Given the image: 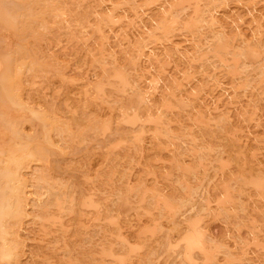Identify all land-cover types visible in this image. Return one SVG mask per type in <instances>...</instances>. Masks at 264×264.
Instances as JSON below:
<instances>
[{"label":"rangeland","instance_id":"374dc122","mask_svg":"<svg viewBox=\"0 0 264 264\" xmlns=\"http://www.w3.org/2000/svg\"><path fill=\"white\" fill-rule=\"evenodd\" d=\"M0 42V264H264V0H0Z\"/></svg>","mask_w":264,"mask_h":264},{"label":"bare ground","instance_id":"6f19581e","mask_svg":"<svg viewBox=\"0 0 264 264\" xmlns=\"http://www.w3.org/2000/svg\"><path fill=\"white\" fill-rule=\"evenodd\" d=\"M65 1V0H64ZM69 2V1H68ZM147 2H149V1H147ZM4 3V2H3ZM7 3V5L9 4L8 2H6ZM67 3V2H66ZM136 3V2H135ZM5 4V3H4ZM18 4V3H17ZM16 4V5H17ZM77 4V3H76ZM121 4V3H120ZM3 7H4V5H3ZM26 7V6H25ZM41 7V6H40ZM12 9V8H11ZM10 9V10H11ZM14 9H16V8H14ZM20 9V8H19ZM18 9V10H19ZM41 9H42V7H41ZM8 10V9H7ZM21 10V9H20ZM44 10V9H43ZM12 11V10H11ZM15 11V10H14ZM71 11V10H70ZM10 13V12H9ZM8 13V14H9ZM15 13V12H14ZM22 13H24V12H22ZM103 13V12H102ZM129 13V12H128ZM131 13V12H130ZM106 14V13H105ZM23 16V15H22ZM102 17V16H101ZM105 17V16H104ZM103 18V17H102ZM101 18V19H102ZM176 18V17H175ZM114 19V18H113ZM104 22H106L105 20H103ZM102 21V22H103ZM20 22V21H19ZM40 22V21H39ZM57 22V21H56ZM61 22V21H60ZM48 23V22H47ZM59 23V22H58ZM101 23V22H100ZM23 24V23H22ZM106 24V23H105ZM24 25H25V23H24ZM100 25V24H99ZM102 25H104V24H102ZM26 26V25H25ZM19 27V26H18ZM106 27V26H105ZM43 29V28H42ZM2 31H3V29H1ZM44 30V29H43ZM25 34V33H24ZM41 35V34H40ZM1 36H2V34H1ZM19 36V35H18ZM7 37V36H6ZM41 37V36H40ZM6 39V38H5ZM29 39H31V37L29 38ZM12 40V39H11ZM9 41V40H8ZM32 42H33V40H31ZM1 43V42H0ZM12 43V42H11ZM14 43V42H13ZM12 43V44H13ZM35 43V42H34ZM8 45H9V43H7ZM28 44V43H27ZM32 44V43H31ZM42 44V43H41ZM4 45V44H3ZM7 45V46H8ZM22 45V44H21ZM29 45V44H28ZM10 46V45H9ZM8 46V47H9ZM15 46V45H14ZM17 46H18V43H17ZM37 46V45H36ZM39 46V45H38ZM41 46V45H40ZM2 47V46H1ZM0 47V48H1ZM11 47H13V46H11ZM27 47V46H26ZM25 47V48H26ZM29 47V46H28ZM42 47V46H41ZM14 48V47H13ZM16 48V47H15ZM31 48V47H30ZM10 49V48H9ZM29 49V48H28ZM13 49H11V51H12ZM23 50V49H22ZM41 50V49H40ZM44 50V49H43ZM138 50V49H137ZM6 51H7V49H6ZM6 51H5V53H6ZM45 51V50H44ZM35 51L33 50V53H34ZM42 53H43V51H41ZM25 53V52H24ZM33 53H31V54H33ZM38 53H40V52H38ZM10 54V53H9ZM37 54V53H36ZM35 54V55H36ZM45 54V53H44ZM15 55H16V53H15ZM24 55V54H23ZM26 55V54H25ZM29 55V53H27V56ZM34 55V56H35ZM46 55V54H45ZM17 56H19L18 54H17ZM40 56V55H39ZM38 56V57H39ZM46 56H48V55H46ZM99 56H100V54H99ZM16 57V56H15ZM29 57V56H28ZM42 57V56H41ZM14 58V57H13ZM21 58V57H20ZM27 58V57H26ZM26 58H24V61L25 62H30V61H27V59ZM37 58V57H36ZM42 58H44V56L42 57ZM101 58V57H100ZM15 60H16V58H15ZM39 60H41V59H39ZM3 61V60H2ZM1 61V62H2ZM19 61V60H18ZM21 61V60H20ZM34 61V60H33ZM36 61H38V59L36 60ZM42 61V60H41ZM46 61V60H45ZM48 61V60H47ZM22 62V61H21ZM31 62H32V60H31ZM43 62V61H42ZM49 62V61H48ZM16 63H18V62H16ZM3 64V63H2ZM16 65V64H15ZM42 65V64H41ZM44 66V65H43ZM15 67V66H14ZM45 67V66H44ZM46 68V67H45ZM41 69V68H40ZM43 69V68H42ZM49 69H53V68H49ZM8 71H9V69H8ZM46 71V70H45ZM48 71V70H47ZM56 71V70H55ZM15 72V71H14ZM13 73V72H12ZM42 73V72H41ZM40 74V73H39ZM52 74V73H51ZM54 74V73H53ZM52 74V75H53ZM25 75V74H24ZM63 75V74H62ZM61 75V76H62ZM30 77H31V75H29ZM59 76H60V74H59ZM26 77H28V76H26ZM34 77V76H33ZM38 77V79H39V76H37ZM48 77V76H47ZM50 77V76H49ZM52 77V76H51ZM55 77H58V75L56 76L55 75ZM22 78H24V77H22ZM34 78H36V77H34ZM42 78L43 77H41V81H42ZM65 78V77H64ZM12 80V79H11ZM35 80V79H34ZM33 80V81H34ZM44 80V79H43ZM65 80V79H64ZM13 81H15V79H13ZM24 81V80H23ZM29 81V80H28ZM36 81V80H35ZM45 81H46V77H45ZM14 83V82H13ZM37 84L39 83V81L38 82H36ZM30 84V83H29ZM35 84V83H34ZM36 84V85H37ZM30 85H32V84H30ZM23 86V85H22ZM15 89V88H14ZM22 89V88H21ZM9 90H10V88H9ZM22 91V90H21ZM16 93V92H15ZM18 93V92H17ZM22 93V92H21ZM25 94V93H24ZM23 97H24V95H23ZM29 97V96H28ZM27 97V99H29ZM2 98V97H1ZM14 98V97H13ZM25 98V97H24ZM10 100H11V98H10ZM7 101V100H6ZM6 101H4V102H6ZM3 102V101H2ZM3 102V103H4ZM25 103V102H24ZM6 105H8L7 103H5ZM28 104V103H27ZM29 105V104H28ZM6 109H7V107H5ZM9 108V107H8ZM29 108V107H28ZM38 109V108H37ZM7 110H10V108L9 109H7ZM31 110V109H30ZM32 110H33V108H32ZM25 111V110H24ZM23 111V113H25ZM34 111V110H33ZM39 111V110H38ZM37 111V112H38ZM9 112V111H8ZM12 113V112H11ZM19 113V112H18ZM9 114H10V112H9ZM27 114V113H26ZM16 115V113H14V115L12 114L11 116H15ZM19 115H20V113H19ZM18 115V116H19ZM21 115H22V113H21ZM18 119L20 120V118L18 117ZM3 120V119H2ZM2 120H1V122H2ZM4 122V121H3ZM18 124H21V123H18ZM23 124V123H22ZM5 125V124H4ZM15 124H13V126H14ZM24 125V124H23ZM12 126V127H13ZM15 127V126H14ZM5 128V127H4ZM10 128H11V126H10ZM20 129V128H19ZM12 130V129H11ZM10 130V131H11ZM15 130V129H14ZM21 130V129H20ZM13 131V130H12ZM23 131H24V128H23ZM8 132V131H7ZM16 133H17V129H16ZM22 133V132H21ZM24 133V132H23ZM24 137V136H23ZM17 138V137H16ZM15 138V139H16ZM14 139V138H13ZM7 140H9V138L7 139ZM12 144V143H11ZM5 145V144H4ZM3 145V146H4ZM15 145H16V143H15ZM18 145V144H17ZM7 147V146H6ZM6 149V148H5ZM16 149V148H15ZM3 152H5V151H3ZM7 154H8V152H7ZM27 154V153H26ZM22 156V155H21ZM24 156H25V154H24ZM28 156V155H27ZM0 157H2V156H0ZM11 158H13V157H11ZM11 158H9V160H5L4 162L7 164L10 160H12ZM21 158V157H20ZM23 158V157H22ZM2 160H3V158H2ZM22 161V160H21ZM21 161H19V163L17 162V164H14L15 166H14V168H12L13 169V171L12 170H8L7 169V171H2V170H4V168H2V170L0 171V195L1 194H3V192L5 191V190H7V189H9V191H10V194H11V198H9L10 200H11V203H9V205H10V207H11V209H14L15 208V210H16V212L18 213V216L20 217V218H22L21 216H24V213H25V210L22 208V206H21V204H22V202L24 201V197H23V195H26V192H25V190H24V188H23V185H24V179L22 178V167H21V164H22V162ZM3 161H1L0 162V167L1 166H3V165H1V164H3L4 163ZM5 163H4V165H5ZM11 165H13V163L11 164ZM6 166V165H5ZM24 167V166H23ZM11 168V167H10ZM9 168V169H10ZM26 171V170H25ZM5 179L6 180V182H7V185H5V186H3V184H2V179ZM9 186V187H8ZM13 195H14V200L12 199V197H13ZM9 196V195H8ZM3 201V198L2 197H0V204H1V202ZM24 203V202H23ZM3 212V211H2ZM6 212V211H5ZM28 212V211H27ZM5 216V215H4ZM3 216V217H4ZM5 219V218H4ZM19 220V219H18ZM22 221V220H21ZM21 221H18V222H15L16 224L17 223H19V222H21ZM16 231V230H15ZM14 232V231H13ZM6 237H10V236H8V234H7V231L5 232V233H3V232H1L0 233V239H5V236ZM14 235V234H13ZM3 236V237H2ZM12 236V235H11ZM12 237H14L13 239H18L20 236L18 235V236H16L15 237V235L14 236H12ZM13 240H11V242H12ZM14 242V241H13ZM2 244V243H1ZM9 244V243H8ZM16 244V243H15ZM2 246V245H1ZM0 246V247H1ZM19 247V246H18ZM12 248H14V247H12ZM18 252V251H17ZM20 252V251H19ZM21 253V252H20ZM20 258V257H19ZM15 260V259H14ZM12 262H14V261H12Z\"/></svg>","mask_w":264,"mask_h":264}]
</instances>
